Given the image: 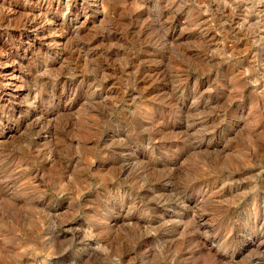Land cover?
Instances as JSON below:
<instances>
[{
  "label": "rangeland",
  "instance_id": "1",
  "mask_svg": "<svg viewBox=\"0 0 264 264\" xmlns=\"http://www.w3.org/2000/svg\"><path fill=\"white\" fill-rule=\"evenodd\" d=\"M0 264H264V0H0Z\"/></svg>",
  "mask_w": 264,
  "mask_h": 264
},
{
  "label": "bare ground",
  "instance_id": "2",
  "mask_svg": "<svg viewBox=\"0 0 264 264\" xmlns=\"http://www.w3.org/2000/svg\"><path fill=\"white\" fill-rule=\"evenodd\" d=\"M72 1V0H71ZM36 16V15H35ZM28 20V19H27ZM37 20V19H36ZM33 21V20H32ZM36 22V21H35ZM39 22V21H38ZM39 24V23H38ZM43 33V32H42ZM12 83H15L14 81Z\"/></svg>",
  "mask_w": 264,
  "mask_h": 264
}]
</instances>
